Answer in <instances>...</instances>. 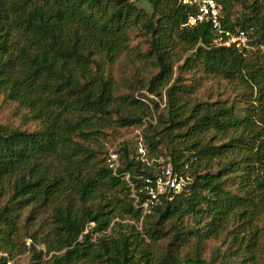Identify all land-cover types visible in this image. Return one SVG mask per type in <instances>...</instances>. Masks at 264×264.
Here are the masks:
<instances>
[{"label":"trees","instance_id":"obj_1","mask_svg":"<svg viewBox=\"0 0 264 264\" xmlns=\"http://www.w3.org/2000/svg\"><path fill=\"white\" fill-rule=\"evenodd\" d=\"M140 1L151 11L139 8ZM183 1L0 0V96L38 125L0 124V264L25 252L26 239L45 245L48 254L63 252L52 264H260L264 229L255 223L264 216V54L216 45L207 21L183 27L198 12ZM216 1L224 40L226 33L253 29L250 44L264 45V0ZM235 3L250 13L232 20ZM123 61L141 94L120 93L115 68ZM186 74L223 80L240 88L244 101L197 100V84L184 83ZM146 95L165 99L154 124L146 121L159 104ZM144 124L151 153L162 135L170 145L157 167L122 142L114 175L108 151L89 146L111 128ZM166 165L190 183L163 196L138 230L141 213L123 175L139 186ZM46 211L51 229L37 238L33 223ZM187 218L204 230L186 232ZM117 228L116 237L104 235ZM92 234L101 237L93 243ZM188 237L197 244L223 237L228 251L220 261L182 254Z\"/></svg>","mask_w":264,"mask_h":264},{"label":"rangeland","instance_id":"obj_2","mask_svg":"<svg viewBox=\"0 0 264 264\" xmlns=\"http://www.w3.org/2000/svg\"><path fill=\"white\" fill-rule=\"evenodd\" d=\"M252 0H246L245 5H248ZM136 5L143 9L146 12H150V6L145 1H140L136 3ZM232 9L231 19H235L241 13L248 15L250 10L248 8L242 7L239 3H235ZM253 29L249 30V33H253ZM255 30V28H254ZM183 60L177 65H182ZM176 66V67H177ZM115 77L118 80V84H120V93L121 94H141L137 92V83L131 77V71L128 68V65L125 61L121 62L115 68ZM177 75V70L175 69V75ZM199 75L194 74H186L184 76V83H196L195 86L197 88V100L202 102H227V103H236L241 104L244 100L242 99L241 94L243 93L240 88H234L232 86L226 85V83L221 81H216L212 79H205V80H198ZM149 100L157 102L159 105V109L154 111L153 119L147 120L146 122L151 121L152 124L155 123L157 115L160 113L161 107L165 102L163 98L162 101L160 99L154 98V96L146 95ZM26 111L21 109L17 103L7 100L4 96H0V124L9 125L15 128L20 129H27V130H34L38 127L36 123L30 121L26 116ZM146 128V124L142 127L137 128H125V129H109L105 132V134L100 135L97 141L92 142L89 144L90 148L99 150V151H110L111 149L117 150L122 142H126L130 152L133 154L135 153V149L139 152V148L146 150L145 158H148L150 165H154L157 167L158 162H163L167 160L170 151V145L167 142L165 135L160 137L161 143L157 146V150L154 153H151L147 148L148 145L145 144L144 141V134ZM140 137L143 139L140 140ZM145 149V150H144ZM167 166V165H166ZM5 203L4 198H0V206ZM26 212L23 213L22 218L25 216ZM114 222H120L121 224H131V221L125 220H115ZM35 224V230L37 229V235L42 236L44 234L49 233L51 226H50V213L48 211L41 212L38 215V220L33 223ZM258 227L264 229V216L255 223ZM184 229L186 232H192L196 229L204 230L202 227V223L200 221H195L192 218H187L184 220ZM94 225H89L87 230L90 231ZM138 230L141 229L140 225H137ZM168 229V227H167ZM118 228L113 230H108L105 232V236H113L116 237ZM101 235L99 234H92V242L95 243ZM169 231H167V236L159 243L160 248H165L166 244L169 241ZM264 246V242L262 243ZM26 251L23 253L18 254L13 259L8 260L6 264H52L51 257L60 256L63 252L48 254L45 245L40 243H34L30 239L25 240ZM31 247L36 252H42L40 257L34 255L32 253ZM199 252L201 257L206 261L218 260L220 261L223 254H226L228 251L227 244H225L224 238H220L218 240H202L197 244V241L194 237H188V241L182 245V254H194L195 252ZM1 256V255H0ZM4 256V255H3ZM81 264V263H80ZM218 264V263H217ZM260 264H264V255L260 258Z\"/></svg>","mask_w":264,"mask_h":264},{"label":"built area","instance_id":"obj_3","mask_svg":"<svg viewBox=\"0 0 264 264\" xmlns=\"http://www.w3.org/2000/svg\"><path fill=\"white\" fill-rule=\"evenodd\" d=\"M183 2L186 4H195L198 8L197 14L190 16L183 27H192L198 22L207 21L214 30V43L216 45L235 46L242 51H260L264 54V45L254 46L250 44L251 39L248 32L239 31L233 35L226 33L225 36H227V39L224 40L220 24V6L216 0H184ZM139 154L141 155L140 160L149 165L142 149H139ZM106 164L115 175L120 166L119 155L115 149H111L108 152ZM123 176L124 180L130 187V197L133 200V207L141 213L139 222L140 227L144 217L151 213V211L160 203L163 196L168 194H178L190 183L188 176L175 172L168 165L161 167L153 177L143 178L139 186H135L130 182L128 174H124ZM87 231L86 228L85 232Z\"/></svg>","mask_w":264,"mask_h":264}]
</instances>
